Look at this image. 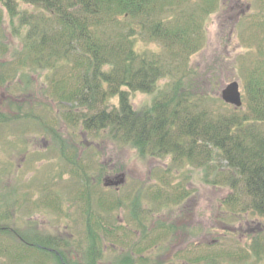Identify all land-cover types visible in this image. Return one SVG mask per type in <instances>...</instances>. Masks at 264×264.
Returning <instances> with one entry per match:
<instances>
[{"label":"rangeland","instance_id":"1","mask_svg":"<svg viewBox=\"0 0 264 264\" xmlns=\"http://www.w3.org/2000/svg\"><path fill=\"white\" fill-rule=\"evenodd\" d=\"M263 1L186 0L175 8L185 15V20L190 19L189 30L199 29L197 36L192 35L197 41V51L188 58L187 68L207 75L200 86L207 96L202 107L214 114L224 115L234 109L220 100L221 90L231 82L239 85L242 103L239 110H246L247 72L264 64V25H254L252 19L264 15ZM18 9L34 12L23 5ZM20 25L19 17L10 18L0 7V191L17 190L27 195L29 203L39 202L40 197L34 194L40 193V189L41 193L44 188L59 191L60 211L71 209L68 204L65 207L66 200L79 198L67 197L73 190L89 189L95 195L94 207L102 205V198L97 194L106 197V206L110 209L105 219V226L109 228V259L118 254L121 246L125 248L123 243L129 244L144 236L145 229L147 239L163 236L164 221H170L172 232L189 235L195 242L206 237L205 246L199 248L196 244L185 260L181 251L174 264L185 261L203 264L200 258H205L207 264H243L248 255L247 240H257L259 246L264 244V219L248 212L246 199L238 198L239 203L233 209L223 204L225 199L234 198L240 192L222 184L224 177L219 175L223 173L222 163L217 162L218 173L212 165L197 168L173 163L170 157H142L130 146L110 142L106 132L98 136L87 134L79 123L72 122L71 117L67 119L76 111L72 112L69 103H59L58 98L67 97L74 89L76 72L70 66H60L52 72L41 71L29 60H22L25 29ZM137 47L140 51H154L158 45L140 43ZM46 73H50L48 77ZM167 82L159 81L156 90ZM156 94L131 95L134 109H149ZM115 176H122L123 184L104 189L105 179L118 182ZM133 204L138 206L136 219L129 214ZM28 206L16 212L18 226L27 218L38 220L37 223L40 219L48 220L42 226L51 233L63 221V213L55 210L54 205L51 208L54 214L43 213L47 218L39 219L35 206L27 212ZM77 214L73 208V216ZM146 216H151V220L144 223ZM68 231L71 233V228ZM5 238L0 239V247L10 245ZM216 238L218 243L211 245L210 240ZM147 239L140 245L141 251H148L156 243ZM14 243L11 257L0 253V263L5 260L10 264H54L51 256H40L41 253ZM96 247L102 249L100 245ZM137 249L135 246L132 252L135 259Z\"/></svg>","mask_w":264,"mask_h":264},{"label":"trees","instance_id":"2","mask_svg":"<svg viewBox=\"0 0 264 264\" xmlns=\"http://www.w3.org/2000/svg\"><path fill=\"white\" fill-rule=\"evenodd\" d=\"M184 1L0 0V7L25 29L22 60L41 71L70 66L76 72L74 89L58 98L76 111L67 119L87 134L106 132L110 142L142 157L212 165L218 173L222 163V184L240 192L223 204L233 209L243 197L248 212L264 219V64L247 72L245 111L203 108L207 75L187 68L199 29L189 30L190 19L175 9ZM140 43L158 48L140 51ZM161 80L168 82L157 91ZM155 92L149 109H134L131 95ZM137 208L129 210L134 219Z\"/></svg>","mask_w":264,"mask_h":264},{"label":"flooded vegetation","instance_id":"3","mask_svg":"<svg viewBox=\"0 0 264 264\" xmlns=\"http://www.w3.org/2000/svg\"><path fill=\"white\" fill-rule=\"evenodd\" d=\"M242 10L243 8H241V11ZM245 10L247 11L248 7H246ZM39 191L40 193L34 194L36 198L40 197L39 202L32 200L30 203L29 199L26 198L27 195H23L17 190L7 189L0 191V204H2L0 205V239L6 237L5 239L10 244L7 247H0L1 254L11 257L13 243L15 242L14 245L27 248L34 252L52 254L56 257V264H174L173 260L175 257L179 256L178 254L181 251V256L183 257L182 259H187L190 253V249L188 248L190 244H197L199 248L203 247L202 245L205 246L206 244L205 236H202L199 241L195 242L193 238H190V236H187L186 234L180 238H171L173 237L171 236L165 237V239L163 238L164 236H160L158 238L150 237L147 239V237H145V229L143 230L144 236H138L132 243H123L125 248L121 246L118 254L113 259H109V254L107 253V250L109 251V243L107 242L109 228L108 226H105V219L107 218L106 212H109L110 209L106 206V197L104 198L101 194H97V197L102 198L103 206L97 205L94 207L93 196L95 195H92L89 189L79 191L73 190L70 191V194L67 197H79L76 199L78 202L73 199H71V201L66 200L65 207L68 204V207H71V209L60 211V207L57 205V202L61 197V194L58 193L59 191H48V193H46L47 191H45V189L43 190L44 193H41V189ZM48 198L50 199V202L48 201ZM28 204L29 206L26 211L28 212L35 206L34 212L38 213V219L41 217L47 218L43 213L54 214L55 212L51 210L54 205L56 207L54 208L55 210L58 209L59 212L63 213L62 223L59 224L60 226H57L58 228L51 233H47L45 228L42 226V223L44 222L49 223L48 220L41 221L40 219L37 223L38 220H31L30 218H27L25 223L18 226L15 216L16 212L18 210H22ZM98 207L101 208L97 209ZM73 208H76L78 211L76 216H73ZM3 213L4 216H2ZM137 213L139 212L137 211ZM149 218L151 220V216L144 217V220H146L144 223H147ZM164 222L166 223V227L165 229L163 228V232L166 234L168 233L169 228H171V225L170 221ZM78 226H80V231L78 230ZM70 228L71 233L68 231ZM41 229H43V231H41ZM135 233L137 232L135 231ZM146 239H151L153 241L158 240V242L150 245L148 251L145 248V250L141 251L140 245L145 242ZM210 242L212 243L211 245L218 243L216 239L210 240ZM82 243L85 244V247L81 246ZM42 244L51 245L54 248H48L42 246ZM93 244L102 246V249H94L92 247ZM245 244L249 246V249L247 258L243 260V264H264V244L259 246L257 240L254 239H250V241L247 240ZM135 246L138 248L137 259L134 258L135 253H132ZM94 250L97 252L94 253ZM238 257L243 259L240 255ZM204 259L205 258H200L201 263L207 264ZM4 263L10 264L5 260ZM184 264H188V261H185Z\"/></svg>","mask_w":264,"mask_h":264},{"label":"water","instance_id":"4","mask_svg":"<svg viewBox=\"0 0 264 264\" xmlns=\"http://www.w3.org/2000/svg\"><path fill=\"white\" fill-rule=\"evenodd\" d=\"M221 100L229 105H232L235 108H239L241 106V100H240V93L238 89V84L235 82H232L228 85H226L220 94ZM120 183H122V180H120L117 183H109V186H117Z\"/></svg>","mask_w":264,"mask_h":264}]
</instances>
